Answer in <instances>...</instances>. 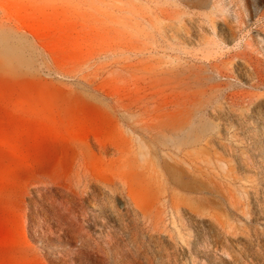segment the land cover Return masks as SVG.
I'll use <instances>...</instances> for the list:
<instances>
[{"label":"rangeland","instance_id":"1","mask_svg":"<svg viewBox=\"0 0 264 264\" xmlns=\"http://www.w3.org/2000/svg\"><path fill=\"white\" fill-rule=\"evenodd\" d=\"M0 264H264V0H0Z\"/></svg>","mask_w":264,"mask_h":264}]
</instances>
